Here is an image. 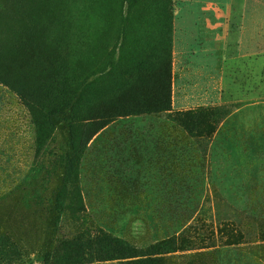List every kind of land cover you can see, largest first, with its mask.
<instances>
[{"label":"rangeland","instance_id":"1","mask_svg":"<svg viewBox=\"0 0 264 264\" xmlns=\"http://www.w3.org/2000/svg\"><path fill=\"white\" fill-rule=\"evenodd\" d=\"M171 1L179 23L183 16L202 17L196 4L206 0ZM207 1L219 4V73L203 77L205 70H183L178 40L172 109L224 106L228 116L213 137L202 139L171 121L169 129L179 137L164 146L166 163L148 169L135 162L138 133L147 125L160 131L170 120L144 115L109 125L82 161L87 224L149 247L196 224L204 231L234 222L245 236L241 245L228 246L216 235L207 248L171 255L166 264H264V0ZM97 86L105 91L103 84ZM14 100L19 105L12 107L11 119L0 120V237L17 248L0 243V264H52L56 244L76 231L53 204L64 175L56 154L68 143L66 124L59 122L51 154L35 158L29 114L0 85V101Z\"/></svg>","mask_w":264,"mask_h":264},{"label":"trees","instance_id":"2","mask_svg":"<svg viewBox=\"0 0 264 264\" xmlns=\"http://www.w3.org/2000/svg\"><path fill=\"white\" fill-rule=\"evenodd\" d=\"M173 10L171 0H0V85L29 114L35 158L51 154L59 122L66 124L68 143L56 154L64 175L53 204L76 231L56 244L52 264H166L171 255L207 248L216 235L228 246L245 241L234 222L204 231L196 224L149 247L87 224L82 161L109 125L162 115L202 139L229 114L224 106L173 111Z\"/></svg>","mask_w":264,"mask_h":264},{"label":"crops","instance_id":"3","mask_svg":"<svg viewBox=\"0 0 264 264\" xmlns=\"http://www.w3.org/2000/svg\"><path fill=\"white\" fill-rule=\"evenodd\" d=\"M196 7L202 13V17L189 18L188 16H183L181 17L183 19H180L179 23H177V13L174 21V48L178 40H180L183 48L181 55L184 65L183 70H186V68L188 70H205L206 72L203 73V77L210 72L212 75L215 73L218 76L220 40L219 4L206 0L201 2V4H196ZM183 9V7H179L180 15ZM198 58H201V61H198ZM213 78L211 76V83L214 81ZM18 105L17 100L12 101V103L0 101V120H2L1 122L3 124H5V119H11L12 107H17ZM149 121V119L146 120V122ZM171 125L172 122L169 121L168 124L163 125L160 131H153L151 126L147 125L139 131L138 134L141 137V143L139 153L136 154L135 159L137 166H143L148 169L152 165L166 163L163 156L164 153L162 152L164 146L171 145L170 139L179 137L178 133H174L169 129ZM153 138L158 139L155 144L151 141ZM165 139L168 140V143H165Z\"/></svg>","mask_w":264,"mask_h":264}]
</instances>
